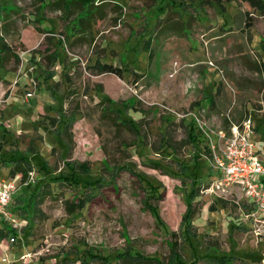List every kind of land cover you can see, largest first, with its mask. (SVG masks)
<instances>
[{
	"label": "rangeland",
	"instance_id": "obj_1",
	"mask_svg": "<svg viewBox=\"0 0 264 264\" xmlns=\"http://www.w3.org/2000/svg\"><path fill=\"white\" fill-rule=\"evenodd\" d=\"M51 7L0 0V40L18 56L0 64V180L17 185L21 225L13 244L0 234V264H264V213L218 183L211 150L250 120L264 156V11L108 0L72 33L76 9Z\"/></svg>",
	"mask_w": 264,
	"mask_h": 264
},
{
	"label": "built area",
	"instance_id": "obj_2",
	"mask_svg": "<svg viewBox=\"0 0 264 264\" xmlns=\"http://www.w3.org/2000/svg\"><path fill=\"white\" fill-rule=\"evenodd\" d=\"M253 129L249 121L232 124L229 132L220 129L215 145H211L215 166L220 171L218 183L237 186L264 213V186L255 176L264 178V162L257 157ZM17 185L12 179L0 180V219L8 224L14 235H9L8 244H13L21 235V225L8 211Z\"/></svg>",
	"mask_w": 264,
	"mask_h": 264
},
{
	"label": "trees",
	"instance_id": "obj_3",
	"mask_svg": "<svg viewBox=\"0 0 264 264\" xmlns=\"http://www.w3.org/2000/svg\"><path fill=\"white\" fill-rule=\"evenodd\" d=\"M40 1V5L43 8H46L48 5H52L51 10L52 11H63V13L69 14V11H72V8L76 9V15L75 18L71 21L69 28L72 30V33L74 31L77 32H84L86 31L89 26L90 23L94 17V15L98 12H100L102 10V8H104L106 6V3L108 2V0H68L69 2L66 1H53V2H46L45 0H39ZM245 2H247L250 7H252L255 10H258L260 12L264 11V0H244ZM71 9V10H70ZM84 14V15H83ZM96 16V15H95ZM175 24V23H174ZM169 29H171L172 31H176V28H174V26L172 25ZM10 56L13 58V60L15 62H18V56L17 54H15L9 45H7L6 43H4L3 41L0 40V64L2 66H4V63L10 59ZM91 69L97 73H114L115 75L121 77L122 76V68L121 67H115L114 65L110 64V63H106V62H100L99 60H96L95 63L91 66ZM130 121V120H127ZM131 126V124H130ZM194 127H191V136L193 139H196V136L194 134L193 129ZM11 161H13L15 164V168L11 169L9 174L11 176L15 175V173L17 172H21V162H27V160H25V158L23 156H20L18 158H14ZM29 164V163H28ZM0 165H6L5 161H1ZM68 169H69V164H68ZM74 167L72 164V167L69 171V173H74L73 172ZM25 174V171H23V175ZM60 177L59 175H52L49 178L50 179H54ZM197 175H195V179L193 181L194 185H196V181L197 179ZM143 179V178H142ZM99 179L87 182L89 183V185L92 187V185ZM144 180V179H143ZM148 187L150 189H155L153 188L150 184H147ZM191 196H193L192 194H190ZM189 216L186 214V216H184V220L185 218L187 219ZM185 224H183V228H184V234L189 235L188 234V230L187 227H185ZM188 224L191 225V223ZM186 229V231H185ZM1 236H6V235H14L12 230H7V233H5V235H3V231H0ZM217 259V258H216ZM220 260V259H218ZM224 260V259H222ZM186 264V263H183ZM226 264V263H225Z\"/></svg>",
	"mask_w": 264,
	"mask_h": 264
},
{
	"label": "crops",
	"instance_id": "obj_4",
	"mask_svg": "<svg viewBox=\"0 0 264 264\" xmlns=\"http://www.w3.org/2000/svg\"><path fill=\"white\" fill-rule=\"evenodd\" d=\"M255 129V128H254ZM261 147H259V145L256 148V154L257 157L262 160L264 162V156L261 154ZM255 179H257L259 182L262 183V185L264 186V178L261 176H255ZM249 200V202H253L251 199L247 198Z\"/></svg>",
	"mask_w": 264,
	"mask_h": 264
}]
</instances>
